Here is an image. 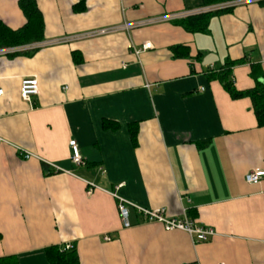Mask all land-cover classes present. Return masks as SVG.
<instances>
[{"label":"crops","instance_id":"crops-1","mask_svg":"<svg viewBox=\"0 0 264 264\" xmlns=\"http://www.w3.org/2000/svg\"><path fill=\"white\" fill-rule=\"evenodd\" d=\"M79 1L36 0L44 22L36 50H0V257L51 264L46 249L70 244L77 264H264V175L244 178L264 170V126L248 97L232 99L208 78L242 57L231 71L238 90L253 87L251 64L264 72L263 0L212 16L206 33L186 31L183 17L125 28L203 0H86L75 10ZM0 19L11 29L25 23L18 0H0ZM104 28L112 31L85 36ZM146 41L139 55L129 47ZM174 45L189 57H174ZM24 77L38 81L29 101L19 96ZM71 139L82 165L70 161ZM117 197L171 217L187 208L214 235L194 242L132 207L124 227Z\"/></svg>","mask_w":264,"mask_h":264},{"label":"trees","instance_id":"trees-1","mask_svg":"<svg viewBox=\"0 0 264 264\" xmlns=\"http://www.w3.org/2000/svg\"><path fill=\"white\" fill-rule=\"evenodd\" d=\"M86 0H80L74 5L75 10H83ZM230 0H203V5H213ZM264 2V0H263ZM18 6L25 17V23L17 28H9L0 19V49L12 48L22 45H27L42 41L44 38V22L43 16L37 7L36 0H18ZM230 8L208 11L190 15L177 20V24L181 25L186 31L192 33H206L208 31L209 20L212 16L229 11ZM36 48L22 51L23 53H32ZM174 57L187 58L189 57V48L183 45H174L170 47ZM73 61L79 63L81 57L77 53H73ZM245 62V58L230 60L227 59L223 64L216 69H212L209 74V79L218 80L223 89L229 94L232 99L248 97L251 100V106L256 118L257 126H264V72L261 66L257 64L250 65V77L254 81L252 88L246 90H238L231 76L232 68L235 65ZM104 128L116 129L118 124L109 120L103 121ZM133 141L136 139V129L130 125ZM45 173H51L52 169L46 164H42ZM48 260L51 264H77L78 259L75 250L70 248L65 250L56 246H50L46 249ZM0 264H19L15 256L0 257Z\"/></svg>","mask_w":264,"mask_h":264},{"label":"built area","instance_id":"built-area-1","mask_svg":"<svg viewBox=\"0 0 264 264\" xmlns=\"http://www.w3.org/2000/svg\"><path fill=\"white\" fill-rule=\"evenodd\" d=\"M254 1H261V0H230L222 3H217L213 5H208L205 6L204 8L198 9V10H192L190 12H185L181 14H172L169 16H165L163 18H153L149 20H145L142 22H135L132 24H129L125 26V28H136L139 26H143L146 24H152V23H157L160 21H165V20H170L172 18H179V17H187L190 15L198 14V13H203V12H208V11H214V10H220V9H226V8H233L234 6L244 4V3H249V2H254ZM109 31H112V28H104L101 30H97L94 32H90L88 34H85V36H93L97 34H104ZM40 42V41H39ZM37 43V42H35ZM33 43L27 44V45H22V46H17V47H12V48H4L0 49L1 51H10V52H21L25 50H30L37 48L36 46H32ZM129 47L133 48V52L136 55L141 54L143 51L150 49L151 48V43L146 41L141 44L140 47L135 48L131 44H129ZM3 88L0 84V96L3 95ZM38 93V81L35 77H24L20 81V86H19V96L23 100L29 101L31 96L36 95ZM3 140L0 138V143H2ZM68 146L70 148V161L73 165L79 166L83 164V158L80 153L79 146L77 145L76 141L71 139L68 141ZM19 153L22 155L23 158L28 159L30 157H33L34 155L28 151H24L21 148H17ZM264 175V170L260 168L253 169L245 174V181L248 183L252 184H257L260 182L261 178ZM89 186L94 187L93 184L89 183ZM120 186V185H119ZM90 190V189H89ZM132 207L134 208L142 217L144 222L147 223H153L157 222L160 223L165 230H182L186 232L191 239L194 242H203L207 241L210 237L214 235V231L209 228V227H204L198 225L192 218L189 217L187 208L182 209V215L180 217H171L167 216L165 214V209L164 208H154V209H149V208H143L136 206L120 197H117V211L119 214V217L121 219L122 225L124 227H128L131 225L129 219H128V209ZM105 240H108V237L104 238ZM71 248L70 244H66L64 246L65 250H68Z\"/></svg>","mask_w":264,"mask_h":264}]
</instances>
